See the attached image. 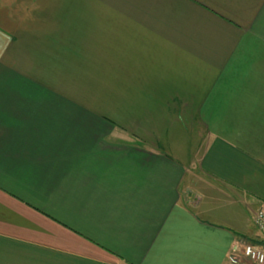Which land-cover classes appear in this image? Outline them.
Listing matches in <instances>:
<instances>
[{
	"label": "crops",
	"instance_id": "1",
	"mask_svg": "<svg viewBox=\"0 0 264 264\" xmlns=\"http://www.w3.org/2000/svg\"><path fill=\"white\" fill-rule=\"evenodd\" d=\"M260 209L264 0H0V264H250Z\"/></svg>",
	"mask_w": 264,
	"mask_h": 264
},
{
	"label": "built area",
	"instance_id": "2",
	"mask_svg": "<svg viewBox=\"0 0 264 264\" xmlns=\"http://www.w3.org/2000/svg\"><path fill=\"white\" fill-rule=\"evenodd\" d=\"M254 225L259 229L264 231V210L260 209L254 214ZM242 255L244 258L253 262V264H264V250L260 248H255L251 245H245L242 248ZM230 261L236 263V259L230 256Z\"/></svg>",
	"mask_w": 264,
	"mask_h": 264
},
{
	"label": "rangeland",
	"instance_id": "3",
	"mask_svg": "<svg viewBox=\"0 0 264 264\" xmlns=\"http://www.w3.org/2000/svg\"><path fill=\"white\" fill-rule=\"evenodd\" d=\"M249 262H251L250 264H253V262H252V261H250V260H249Z\"/></svg>",
	"mask_w": 264,
	"mask_h": 264
}]
</instances>
